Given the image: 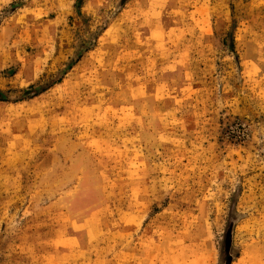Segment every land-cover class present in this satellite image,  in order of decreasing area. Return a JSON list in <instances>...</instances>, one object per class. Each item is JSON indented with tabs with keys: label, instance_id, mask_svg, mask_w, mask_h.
<instances>
[{
	"label": "rangeland",
	"instance_id": "obj_1",
	"mask_svg": "<svg viewBox=\"0 0 264 264\" xmlns=\"http://www.w3.org/2000/svg\"><path fill=\"white\" fill-rule=\"evenodd\" d=\"M0 264H264V0H0Z\"/></svg>",
	"mask_w": 264,
	"mask_h": 264
}]
</instances>
